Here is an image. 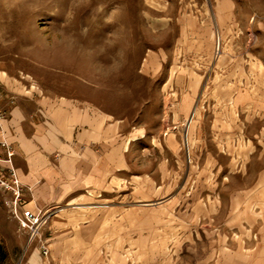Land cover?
Wrapping results in <instances>:
<instances>
[{
  "label": "crops",
  "instance_id": "crops-1",
  "mask_svg": "<svg viewBox=\"0 0 264 264\" xmlns=\"http://www.w3.org/2000/svg\"><path fill=\"white\" fill-rule=\"evenodd\" d=\"M237 7L236 0H218L214 11L187 13L188 26L210 24L222 33L221 50L212 57L209 28L198 47L200 65L185 63L190 54L170 64L165 86L177 94L171 116L191 117L188 134L199 161L184 164L179 195L160 205L182 227L177 235H158L157 210L145 203L155 196L158 171L130 173L125 161L140 130L126 138L125 120L93 103L84 88L56 92L42 74L28 69L29 82L21 80L22 68L0 61V170H13L25 208L53 214L51 257L43 259L34 246L23 264H264V8ZM185 40L176 47L192 44ZM160 141L183 161L177 134ZM150 142L157 146L156 138ZM164 166L159 172L166 178ZM128 176L131 200L124 192ZM175 188L171 180L164 191ZM16 220L0 215L11 239L20 241L25 233ZM158 241L166 246L157 248Z\"/></svg>",
  "mask_w": 264,
  "mask_h": 264
},
{
  "label": "rangeland",
  "instance_id": "rangeland-1",
  "mask_svg": "<svg viewBox=\"0 0 264 264\" xmlns=\"http://www.w3.org/2000/svg\"><path fill=\"white\" fill-rule=\"evenodd\" d=\"M236 1V11H260L264 8V0ZM217 2L218 0H0V61L6 62L11 69L16 66L22 68V71H17L18 78L29 82L30 78L24 72L29 69L40 76L42 74L45 84H51L56 92L85 89L91 95L93 103L106 107L113 117L125 120L126 138H134V132L141 131L140 140L129 144L125 161L130 173L134 170L148 172L150 166L158 171L155 196L145 201L157 210L156 223L152 222V226L158 235H177L182 228L176 220L162 212L160 205L165 199L179 195L184 164L191 166L198 161V158L195 160L192 139L188 134L191 117L177 121L172 118L177 94L175 88H166L165 83L170 77L173 59L181 64L185 61L183 55L190 54L185 63L200 65L197 60L200 57L197 56L200 54L198 47L205 37L209 38V28L213 41L212 57L218 55L222 33L213 29L210 24L205 27L197 22L196 26H188L186 17L190 11H194V14L195 11H214ZM184 27H190L196 34L193 36L189 33V38L188 30L184 32ZM180 39H186V44H192L176 47ZM159 51L165 53L166 58L150 56ZM44 71L48 73L46 76ZM80 81L87 84L82 82L80 85ZM28 86L30 87L29 83ZM1 97L0 88V99ZM171 132L177 134L180 143L177 151L183 161L177 160L175 154L168 155L167 150L162 149L160 140ZM152 138H156V147L150 142ZM148 152L155 156L151 157ZM162 164L168 168L163 167L164 173L168 174L166 178L159 172ZM129 178L132 177H126L124 188L126 200L132 199L127 194L130 195L132 190L127 182ZM171 180L178 190L175 188L173 192H165L164 188ZM108 188L111 189V185ZM10 197V193L3 196L0 193V206L3 208V211L0 209V215L16 219L6 205V200ZM50 214L38 237L31 243H28L27 232L17 220V229L25 233V239L20 241L11 239L7 223L0 224V264H23L34 246L40 249L43 259L51 257L50 247L53 246V241L50 240L48 221L53 214ZM16 236L20 237L18 234ZM158 242L157 248L166 246L163 241ZM49 261L48 264H51Z\"/></svg>",
  "mask_w": 264,
  "mask_h": 264
},
{
  "label": "built area",
  "instance_id": "built-area-1",
  "mask_svg": "<svg viewBox=\"0 0 264 264\" xmlns=\"http://www.w3.org/2000/svg\"><path fill=\"white\" fill-rule=\"evenodd\" d=\"M0 188L11 194V197L6 200V205L18 220L20 227L26 230L28 243L33 242L46 224L51 212L49 210L34 212L24 207L26 202L24 189L12 169L8 173L0 170Z\"/></svg>",
  "mask_w": 264,
  "mask_h": 264
},
{
  "label": "bare ground",
  "instance_id": "bare-ground-1",
  "mask_svg": "<svg viewBox=\"0 0 264 264\" xmlns=\"http://www.w3.org/2000/svg\"><path fill=\"white\" fill-rule=\"evenodd\" d=\"M214 3V2H213ZM213 5V4H212ZM215 57V56H214ZM4 73L2 72V75H3ZM186 124V123H185ZM186 140V139H185Z\"/></svg>",
  "mask_w": 264,
  "mask_h": 264
}]
</instances>
